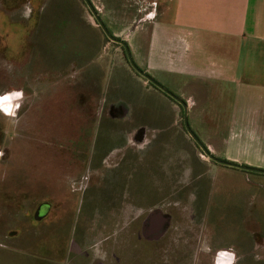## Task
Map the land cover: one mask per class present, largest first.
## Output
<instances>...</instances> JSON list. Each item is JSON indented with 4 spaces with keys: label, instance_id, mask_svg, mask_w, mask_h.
<instances>
[{
    "label": "rangeland",
    "instance_id": "rangeland-1",
    "mask_svg": "<svg viewBox=\"0 0 264 264\" xmlns=\"http://www.w3.org/2000/svg\"><path fill=\"white\" fill-rule=\"evenodd\" d=\"M45 3L48 10L41 14L43 20L32 35L39 8ZM68 3L0 0V101L8 97L2 103L6 110H0V264H62L65 249L80 239L79 228L90 227L86 211L107 219L116 208L113 199L118 194L108 186L116 177L108 171L103 173L107 184L103 192L95 194L94 205L74 191L86 185L77 180L91 173L90 156L96 153V130L89 117L105 108L103 103L73 101L81 93L75 73L78 63L85 61V53L79 52L92 39L64 5ZM89 20L95 23L91 15ZM96 53V48L88 52L90 56ZM70 75L73 77L65 79ZM258 96L256 103H237L236 94L229 89L213 92L208 103L193 104L189 128L203 145L217 139V134H240L245 144L251 134L256 139L244 146L254 163L251 168L264 171V101L262 93ZM82 123L89 128L83 131L87 139L79 143L72 137ZM112 126L107 132L112 133ZM184 147L179 141V151L186 150ZM218 157L228 159L222 153ZM164 161L167 172L176 173L178 182L189 185L180 200H194L190 226L183 227L188 234L171 230L159 243L142 245L134 234L138 228L134 223L129 226L131 233L128 229L113 237L109 227L106 233L96 228L88 233L103 240L104 247L124 264H167L168 255V264H173L183 253L179 264H216L215 257L223 253L228 254L226 264L231 257L236 258L232 264H264V174L213 161L198 174L187 170V157H164ZM242 164L247 166L244 160ZM166 180L163 173L162 181ZM166 189L164 194L170 190ZM44 202L51 204V213L38 222L34 213ZM185 206H174L179 209L172 212L186 214ZM162 209L170 213L169 207Z\"/></svg>",
    "mask_w": 264,
    "mask_h": 264
},
{
    "label": "crops",
    "instance_id": "crops-1",
    "mask_svg": "<svg viewBox=\"0 0 264 264\" xmlns=\"http://www.w3.org/2000/svg\"><path fill=\"white\" fill-rule=\"evenodd\" d=\"M67 1L64 5L92 39L79 52L85 53V61L76 58L81 61L75 73L81 93L73 101L103 103L105 108L99 115L89 117L96 130V153L90 156V172L104 173L114 165L119 171L111 174L116 180L108 186L125 188L123 195L143 197L152 206L182 203L192 217L194 200L190 197H186L190 202L180 200L184 197L183 189L188 191L189 185L178 182L176 173L167 172L164 157H187L191 164L187 170L198 174L204 173L214 161L203 157L204 152L186 130L182 105L132 68L124 48L108 39L85 0ZM89 2L108 32L126 42L139 69L186 103L189 114L193 104L208 103L213 92L221 94L228 89L236 94L237 103H256L260 101L258 93L263 94L264 101V0ZM48 7L45 3L39 8L32 35ZM90 15L95 23L89 20ZM93 48L97 53L90 56L88 52ZM110 125L112 133L107 132ZM86 126L82 123L72 139L79 143L87 139V134H83L89 128ZM251 136L247 135L243 144L240 134L235 137L217 134V139L202 145L209 151L212 149L210 152L218 159L222 153L228 157L227 162L243 165L244 160L252 167L251 154L244 147L256 139ZM179 141L186 150L179 151ZM113 159L115 162L111 163ZM261 163L264 165V161ZM163 173L168 180L162 181ZM102 177L97 178L101 183L96 188L103 189L106 185ZM165 188L170 189L169 192L166 189L168 194L163 193Z\"/></svg>",
    "mask_w": 264,
    "mask_h": 264
},
{
    "label": "flooded vegetation",
    "instance_id": "flooded-vegetation-1",
    "mask_svg": "<svg viewBox=\"0 0 264 264\" xmlns=\"http://www.w3.org/2000/svg\"><path fill=\"white\" fill-rule=\"evenodd\" d=\"M109 167V169H111L108 170L110 174H114L119 171L114 168V165H111ZM94 171L89 175H81V177L78 178L77 183L81 180V184L86 185L80 189L74 190L76 192L78 191L81 195H84V198L87 199V203L91 205H94L93 202L95 201L94 196L96 192L98 190L104 191V188L99 189L96 188V186L101 183L97 178H100L102 176V178H104L105 175L103 174V171ZM126 190L125 188L120 187L114 189L115 193L118 194L117 198L113 199L116 204V208L110 213L107 219L98 215H93V211H86L85 219L86 221H89L90 227L79 228L78 234L80 233V239L75 241L76 244L74 243L73 246L71 245L70 247H67L65 249V255L64 260H62V264H124V262H122L114 252H111L109 249L104 247V243L101 242L103 240H101L100 238H93L88 233L90 230H94L95 232V228L99 229L102 233H106V230L111 228L112 233L110 237H113L125 230L129 229L128 231H130V224H137L138 228L137 230H134V234L137 235L140 244L142 245L159 243L169 232H171V230L172 232L178 230V235L179 233L185 231L183 227L189 228L190 220L192 219V217H190V212H186V214H184L180 213L179 211L177 214H174V209H179L174 208L176 204L173 205L171 203H164L156 204L154 206H152L151 204L148 205L144 202L143 197H138L136 199L131 198L127 193L126 195H123L124 191ZM131 199H135L136 201H132ZM43 204H48V214L38 222L47 219L51 213V204H49L48 202H44L37 207L34 213V219L37 210ZM166 207H169V214H165L168 209H166V211L162 209ZM188 207L190 208V205ZM185 233L188 234L187 231H185ZM156 247L157 245H155V247H152L155 253L157 252ZM183 256L184 253L180 256V259L175 258L172 263L179 264ZM169 258L170 257L168 255L166 259L167 264ZM216 258L218 261H216ZM235 259V257H231L228 261L229 264L235 263ZM215 262L216 264H226L227 253L217 255L215 257Z\"/></svg>",
    "mask_w": 264,
    "mask_h": 264
},
{
    "label": "water",
    "instance_id": "water-1",
    "mask_svg": "<svg viewBox=\"0 0 264 264\" xmlns=\"http://www.w3.org/2000/svg\"><path fill=\"white\" fill-rule=\"evenodd\" d=\"M86 4L88 5L90 11L92 12V14L94 15L96 21L98 22V24L100 25V27L103 29V31L105 32V34L107 35L108 39L111 40L114 43H117L119 45H121L126 53L127 59L130 63V65L132 66V68L139 74L141 75L143 78H145L148 82H150L152 85H154L155 87H157L158 89L162 90L163 92H165L167 95H169L172 99H174L175 101H177L180 105H182L183 109H184V125L186 127V130L190 133L191 137L198 143V145L200 146V148L202 149V151L204 152V154L211 159L212 161L227 166V167H231V168H236V169H240L246 172H255V173H259V174H264L263 170H259V169H254L248 166H244V165H240V164H235V163H230L227 161H223L220 160L218 158H216L214 155H212L208 149L206 147H204L196 138L195 134L191 131V129L189 128L188 125V109L186 106V103H184L180 98H178L176 95H174L173 93H171L170 91H168L166 88H164L161 84H159L156 80H154L152 77H150L149 75H147L146 73H144L142 70H140L136 64L134 63L129 47L126 44V42L122 39H117L115 37H113L108 30L106 29V27L104 26V24L102 23L100 17L98 16V13L96 12V10L93 8V6L91 5V3L89 2V0H85ZM48 214V204H43L39 207V209L37 210L36 214H35V220L36 221H40L42 220L46 215Z\"/></svg>",
    "mask_w": 264,
    "mask_h": 264
},
{
    "label": "snow or ice",
    "instance_id": "snow-or-ice-1",
    "mask_svg": "<svg viewBox=\"0 0 264 264\" xmlns=\"http://www.w3.org/2000/svg\"><path fill=\"white\" fill-rule=\"evenodd\" d=\"M14 95L18 96L19 94H14ZM7 100H8V97H4V98H3V101H7ZM3 101H0V110H6V109H4V108L2 107V103H3Z\"/></svg>",
    "mask_w": 264,
    "mask_h": 264
},
{
    "label": "trees",
    "instance_id": "trees-1",
    "mask_svg": "<svg viewBox=\"0 0 264 264\" xmlns=\"http://www.w3.org/2000/svg\"><path fill=\"white\" fill-rule=\"evenodd\" d=\"M127 59V58H126ZM152 86H154V85H152Z\"/></svg>",
    "mask_w": 264,
    "mask_h": 264
}]
</instances>
